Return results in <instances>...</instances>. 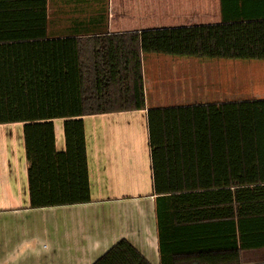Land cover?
<instances>
[{
    "label": "trees",
    "instance_id": "trees-1",
    "mask_svg": "<svg viewBox=\"0 0 264 264\" xmlns=\"http://www.w3.org/2000/svg\"><path fill=\"white\" fill-rule=\"evenodd\" d=\"M14 4L0 0V124H23L32 208L91 202L84 116L146 108L144 54L264 60V0H111V33L62 37L48 0ZM147 119L161 264H243L264 248V99ZM92 264L152 263L122 238Z\"/></svg>",
    "mask_w": 264,
    "mask_h": 264
},
{
    "label": "crops",
    "instance_id": "crops-1",
    "mask_svg": "<svg viewBox=\"0 0 264 264\" xmlns=\"http://www.w3.org/2000/svg\"><path fill=\"white\" fill-rule=\"evenodd\" d=\"M110 1L48 0V35L111 33ZM7 9L22 17L16 30H35L26 13ZM206 60L144 54L146 108L84 116L88 203L32 208L23 124H0V264H92L122 238L161 264L148 109L264 99V60L245 61L241 97L234 93L233 60ZM55 123L63 149V119ZM242 260L264 264V248L243 251Z\"/></svg>",
    "mask_w": 264,
    "mask_h": 264
},
{
    "label": "rangeland",
    "instance_id": "rangeland-1",
    "mask_svg": "<svg viewBox=\"0 0 264 264\" xmlns=\"http://www.w3.org/2000/svg\"><path fill=\"white\" fill-rule=\"evenodd\" d=\"M161 56L167 57V55H161ZM171 57H174V56H171ZM176 57H181V56H176ZM210 60L221 61L223 59H207L206 61H210ZM245 61L246 62H256L255 60H233L232 64H229V67L232 68V72H233L234 93H235V96L237 97H241V79H242V76H244L245 71L247 73V70H248V66H247L248 64L245 63ZM257 61H260V60H257Z\"/></svg>",
    "mask_w": 264,
    "mask_h": 264
}]
</instances>
